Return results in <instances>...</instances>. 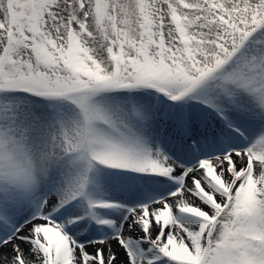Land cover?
<instances>
[{
	"label": "snow or ice",
	"instance_id": "obj_1",
	"mask_svg": "<svg viewBox=\"0 0 264 264\" xmlns=\"http://www.w3.org/2000/svg\"><path fill=\"white\" fill-rule=\"evenodd\" d=\"M0 264H264V0H0Z\"/></svg>",
	"mask_w": 264,
	"mask_h": 264
}]
</instances>
